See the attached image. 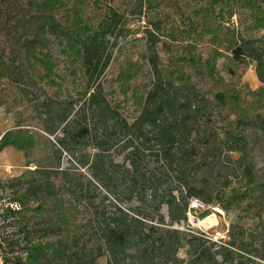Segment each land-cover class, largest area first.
Segmentation results:
<instances>
[{
    "label": "trees",
    "instance_id": "1",
    "mask_svg": "<svg viewBox=\"0 0 264 264\" xmlns=\"http://www.w3.org/2000/svg\"><path fill=\"white\" fill-rule=\"evenodd\" d=\"M127 16L133 29L123 23ZM262 34L264 0H0V110L18 116L12 127L0 130V153L9 147L23 152L29 168L16 179L0 182V189L10 187L13 202L21 205L20 211L8 209L6 214L15 220L17 232L13 240L5 239L4 264H98L105 254L116 258L124 251L138 227L144 238L160 231L158 251L164 256L177 243L188 246L187 264H250L253 255L264 261V243L255 247L250 239L245 242L246 232H236L235 223L227 242L214 241L203 231L181 234L146 225L164 204L156 199L141 220H130L118 208L111 223L84 225L83 213L67 199L82 196L70 183H56L66 142L90 137L82 110L115 120L119 115L108 99L116 109L132 103L141 114L131 126L122 120L124 128L139 138L145 126L157 129L155 139L164 158L171 167L176 158L182 176L208 169L214 150L187 146L177 124L183 131L198 122L220 127L230 151L241 155L245 185L216 195L183 187L188 202L179 213L169 193L165 204L172 224L187 222L191 201L197 200L207 209L202 218L214 205L227 213L236 211L238 219L247 218L262 230L264 183L256 181L250 163L243 164L249 147L246 132L258 128L264 135V37H257ZM137 44L142 50L135 58L131 50ZM248 60L257 62L263 85L256 91L242 82ZM113 67L116 73L106 80ZM117 96L123 99L117 102ZM62 126L63 136L57 134ZM49 136L61 145L58 161L47 162L39 153L41 144L55 148ZM158 220L165 222L161 216ZM155 243L138 249L148 262ZM111 255L110 263H117Z\"/></svg>",
    "mask_w": 264,
    "mask_h": 264
},
{
    "label": "rangeland",
    "instance_id": "2",
    "mask_svg": "<svg viewBox=\"0 0 264 264\" xmlns=\"http://www.w3.org/2000/svg\"><path fill=\"white\" fill-rule=\"evenodd\" d=\"M236 20L235 18V25L237 24ZM123 23L131 24L130 29H133V22L129 16L124 18ZM139 37L142 38V36ZM257 37L264 36L262 34ZM109 40L114 41V37L111 36ZM137 45V48L131 50V52L133 51L132 54L136 55L135 58L138 56V51L142 50L140 44ZM248 63H250L249 67L241 72L242 82L247 84L251 90L256 91L263 86L258 78L257 62L248 60ZM116 71L117 67L111 68L110 71L106 72L105 79H111ZM105 92L108 93L107 85ZM116 99L119 102L123 97L117 96ZM108 101L119 116L112 120L110 117L100 115L98 111H91L89 108L82 110L81 118L86 120L84 124L91 129L90 137L79 143L67 141L66 150L62 155V163L57 169V185L61 186L65 182L70 183L77 194L82 196L79 200L70 198V196H67V199H71L83 213L80 220L84 225L92 223L96 226L104 222L109 223L110 220L113 221L114 218H117L118 208L124 210L130 220H141L144 215H149V211H152L153 200L156 199L157 203L164 202V204L161 205L159 213H153L156 219L153 222L148 221L146 225L171 228V230H176L181 234L189 229L199 233L203 231L214 241L227 242L231 226L235 223L236 232L240 229L246 232L245 242L250 239L248 243L252 242L255 247H259L262 242L264 243V227L262 230H257L251 220L247 218L238 219L239 214L236 211L227 213L214 205L210 206V215L205 218L200 215L207 209L198 213L200 220L196 217L195 220L190 218L187 222L172 224L169 207L165 204L166 199H169L167 198L169 193L175 198L176 213H179L183 210L185 203L188 202L187 190L183 187L193 186L216 195L218 192L229 191V189L244 186L246 183L243 169L238 163L241 155L230 151L231 146L226 143L220 127H210L203 122H198L190 124L189 128L183 131L181 125L177 124L179 133L184 134V143L187 146L194 144L214 150L213 164L208 169L196 170L191 173L187 171L186 176H182L179 174L180 164L178 160L176 161L174 157L171 167L164 158L155 139L157 129L151 130L150 127L145 126L143 136L139 138L137 134L124 128L122 120L131 126L141 112H136L132 103H122V108L116 109L110 98ZM17 118L18 116L7 115L3 110H0V130L4 132L12 127ZM73 119L74 117L70 120ZM63 127L58 129L57 134L63 136ZM246 136L249 147L243 164L250 163L253 166L256 181L264 183V135L258 128H253L246 132ZM49 138L55 142L53 136H49ZM146 138L152 139V141L147 142ZM131 140L134 142V146L131 144ZM104 141L106 143L101 148L99 144ZM55 144L53 149L41 144L39 153L43 157H47V162L58 161L57 151L62 150V148L57 139ZM9 151L7 149L6 153L0 154V166L10 165L13 166L14 170L7 172L8 169L6 168L7 171L5 172L4 167V173L0 176V182L3 183L18 178L16 175L20 172L22 173L21 176L26 172L16 170L17 159L9 154ZM186 167L188 168L189 164ZM30 169H34V167ZM177 177H187V180L185 178L186 182L185 180L179 181ZM132 179H136L137 184L132 182ZM13 193L10 187L0 189V202H9V200L13 202ZM87 194H90V199L86 197ZM160 216L164 218V224L158 220ZM141 230V227L134 230L135 235L130 240V244L124 251H120L116 258H113L111 254H105L98 260V264H111L110 255L112 260L116 259L117 261V263L112 261V264H187L190 261L188 246L181 247L180 243H177L171 249V253L177 249L175 256L172 257L171 253L168 257L164 256L158 251L160 231H155L153 236L144 238ZM179 240L181 242V239ZM155 241V245L152 246L155 251L148 254L153 259L148 262L141 257L138 249L151 245ZM252 261L253 263L250 264H264L261 257H255V255H253Z\"/></svg>",
    "mask_w": 264,
    "mask_h": 264
},
{
    "label": "built area",
    "instance_id": "3",
    "mask_svg": "<svg viewBox=\"0 0 264 264\" xmlns=\"http://www.w3.org/2000/svg\"><path fill=\"white\" fill-rule=\"evenodd\" d=\"M8 209L12 210L13 212H18L21 210V205L16 202H10V200L9 202H0V264H4L3 246L5 247L6 245L5 239H9V241L13 240L14 232H17V230L12 226L15 220L13 218H8L6 215ZM205 209L206 207L203 204L197 200H192L190 204V210L188 212V219L192 218L195 220L196 217L199 219L198 213ZM199 220L197 221L200 224ZM17 238H20L22 243L23 237L19 236ZM21 256L22 258L26 257L25 254H22Z\"/></svg>",
    "mask_w": 264,
    "mask_h": 264
},
{
    "label": "crops",
    "instance_id": "4",
    "mask_svg": "<svg viewBox=\"0 0 264 264\" xmlns=\"http://www.w3.org/2000/svg\"><path fill=\"white\" fill-rule=\"evenodd\" d=\"M2 132V131H1ZM5 132V131H4ZM2 132V133H4ZM9 149V154L13 155L15 157V159H17L16 164H17V169L16 170H20V171H27L29 168H27V163H26V158L23 152L21 151H17L16 149L9 147L6 148L2 153H0L1 155L6 153V150ZM4 167H5V172L7 171L6 168L8 169L7 172H9V170H14L13 166L7 165V166H0V176L4 173ZM21 172L19 174H17L16 176H21ZM17 178V177H16Z\"/></svg>",
    "mask_w": 264,
    "mask_h": 264
}]
</instances>
